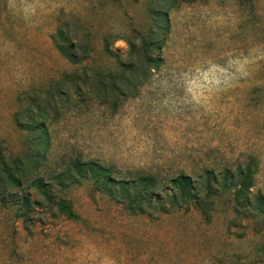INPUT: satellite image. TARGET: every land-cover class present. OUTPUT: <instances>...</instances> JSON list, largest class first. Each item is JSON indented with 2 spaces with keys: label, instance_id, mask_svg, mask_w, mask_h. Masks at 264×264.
I'll return each instance as SVG.
<instances>
[{
  "label": "rangeland",
  "instance_id": "1",
  "mask_svg": "<svg viewBox=\"0 0 264 264\" xmlns=\"http://www.w3.org/2000/svg\"><path fill=\"white\" fill-rule=\"evenodd\" d=\"M61 30L89 42V72L117 73L105 44L127 60V41L139 52L143 37L162 39V61L107 102L71 87L55 95L81 69L56 48ZM30 117L44 133L18 127ZM1 150L33 163L0 197V264H264V0H0ZM76 160L108 170L113 189L76 183ZM248 165L241 201L222 186ZM205 169L221 186L210 220L192 204L136 212L119 197V181L140 173L191 174L203 188Z\"/></svg>",
  "mask_w": 264,
  "mask_h": 264
},
{
  "label": "trees",
  "instance_id": "2",
  "mask_svg": "<svg viewBox=\"0 0 264 264\" xmlns=\"http://www.w3.org/2000/svg\"><path fill=\"white\" fill-rule=\"evenodd\" d=\"M162 27V25H160ZM165 31V30H162ZM162 40V39H161ZM161 40H154L153 38L143 37L141 39V46L139 52L137 46L131 40L127 41L129 45L128 59L125 60L122 56L114 53L110 47L105 44L103 54L113 60L119 71L117 73L107 72L102 70H92L89 72L90 66L87 64L92 60V47L88 41L72 40L69 34L62 30L54 39V43L59 52L73 65H79L81 69L73 73H66L65 76L56 82L54 85V94L56 92L61 94L63 88L71 87L74 92H78L80 96L85 91H89L97 99L107 102L112 93H125L121 86L134 87V79L141 78L142 70L152 71L153 68H158L161 63V58L157 52L163 47ZM141 71V73H140ZM33 107H39L38 102L33 101ZM30 113V110L27 111ZM31 116V115H30ZM34 117V116H32ZM29 122L23 124L17 120L19 128L27 131H32L37 134H42L46 130L44 122H36L33 118H29ZM28 154L7 155L0 152V197H6L7 186L11 185L17 188L23 186L24 180L29 176V166L32 160L28 158ZM75 168L76 183L77 179L93 178L95 182L101 184L102 189L109 191L111 180L109 171L105 170L100 164L95 162L82 163L79 160L73 162ZM206 180L203 182V188L197 180H194L191 174L181 173L176 177H172L166 183L161 182L156 176L147 173H140L137 178L129 181H119V197L121 201L128 203L131 210L136 212L144 211L143 205L146 203L152 210H158L162 213L169 214L177 210L189 209V205L201 210L202 214L211 219L213 196L219 194L218 180L214 178L213 172L205 169ZM231 177L229 172L224 178L223 188L238 186L236 188V198L244 200L242 197L246 196L247 192L253 185V171L248 165L245 170L240 167L239 180L236 184H227V180ZM59 183H62L60 181ZM33 184L43 189L45 183L42 177L33 180ZM231 185V186H229ZM45 195L49 197L47 190H43ZM52 200V198H48ZM260 201V200H259ZM36 202H31L29 198H24L22 208L31 210ZM59 212L70 219L78 218L71 206L65 199H60L54 202ZM156 205V206H155ZM158 205V206H157ZM188 205V206H187Z\"/></svg>",
  "mask_w": 264,
  "mask_h": 264
}]
</instances>
